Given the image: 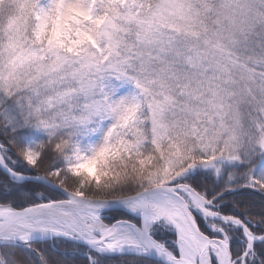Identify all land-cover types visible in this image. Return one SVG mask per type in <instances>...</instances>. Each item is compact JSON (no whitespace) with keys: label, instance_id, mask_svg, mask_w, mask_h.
<instances>
[{"label":"snow or ice","instance_id":"obj_1","mask_svg":"<svg viewBox=\"0 0 264 264\" xmlns=\"http://www.w3.org/2000/svg\"><path fill=\"white\" fill-rule=\"evenodd\" d=\"M0 264H264V0H0Z\"/></svg>","mask_w":264,"mask_h":264}]
</instances>
